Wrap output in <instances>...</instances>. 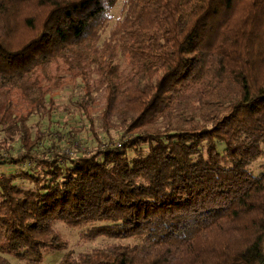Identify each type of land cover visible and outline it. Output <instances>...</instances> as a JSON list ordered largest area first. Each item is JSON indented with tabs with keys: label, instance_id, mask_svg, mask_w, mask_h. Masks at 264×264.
<instances>
[{
	"label": "trees",
	"instance_id": "16d2710c",
	"mask_svg": "<svg viewBox=\"0 0 264 264\" xmlns=\"http://www.w3.org/2000/svg\"><path fill=\"white\" fill-rule=\"evenodd\" d=\"M0 166V264H264V0H0Z\"/></svg>",
	"mask_w": 264,
	"mask_h": 264
},
{
	"label": "rangeland",
	"instance_id": "374dc122",
	"mask_svg": "<svg viewBox=\"0 0 264 264\" xmlns=\"http://www.w3.org/2000/svg\"><path fill=\"white\" fill-rule=\"evenodd\" d=\"M120 5L117 4L113 10V14L117 15L119 12ZM78 93V90L76 88L65 90L63 92H60L58 95H56L55 99L57 103L60 104H69L70 100L74 99L76 94ZM59 125H63L62 128H57L60 130H63L65 132L69 127L73 128H80V132L74 139L68 138V136L65 135V133H59L60 131H57L54 129V132L56 136H61L60 143H58L59 148L65 149V152L67 153L71 152L74 153L77 150L80 151H86V147L89 146L90 140H89V134L87 132V124L86 122L79 117L77 113L65 115L64 113H59ZM65 117V118H64ZM64 124H63V123ZM78 137V138H77ZM119 141L114 137L113 143L116 145ZM263 162V158L260 157L256 162H254L251 165V169L253 170V174H258L260 172V165ZM1 167V166H0ZM10 171H15L18 169H26V164H20L18 166L10 164L9 166H4ZM29 167V166H28ZM71 243V249L75 252L78 251H84L88 248H91L95 246V244H89V243H83L82 245L77 244V231L76 230H66ZM76 243V244H75ZM61 255V252L58 251H49L45 252L43 255V264H55V262L59 259ZM10 260L13 264H23L22 262L10 257Z\"/></svg>",
	"mask_w": 264,
	"mask_h": 264
},
{
	"label": "built area",
	"instance_id": "2783aa9c",
	"mask_svg": "<svg viewBox=\"0 0 264 264\" xmlns=\"http://www.w3.org/2000/svg\"><path fill=\"white\" fill-rule=\"evenodd\" d=\"M116 145H118V143Z\"/></svg>",
	"mask_w": 264,
	"mask_h": 264
}]
</instances>
